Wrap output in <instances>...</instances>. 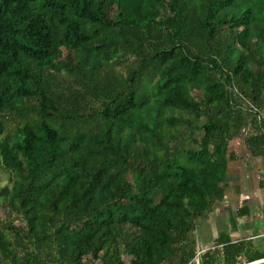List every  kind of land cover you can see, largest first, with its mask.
<instances>
[{
	"label": "trees",
	"instance_id": "16d2710c",
	"mask_svg": "<svg viewBox=\"0 0 264 264\" xmlns=\"http://www.w3.org/2000/svg\"><path fill=\"white\" fill-rule=\"evenodd\" d=\"M234 142L264 158V0H0V264L264 258L197 254Z\"/></svg>",
	"mask_w": 264,
	"mask_h": 264
},
{
	"label": "crops",
	"instance_id": "0c3cea01",
	"mask_svg": "<svg viewBox=\"0 0 264 264\" xmlns=\"http://www.w3.org/2000/svg\"><path fill=\"white\" fill-rule=\"evenodd\" d=\"M231 150L235 152L236 159L229 165L225 196L200 222L199 242L212 243L216 237L226 233L233 240H253L264 236V232L254 233L264 227V188L259 185L264 175V158H251L247 152L244 155L242 143H232ZM242 208L248 209V213L239 215Z\"/></svg>",
	"mask_w": 264,
	"mask_h": 264
},
{
	"label": "rangeland",
	"instance_id": "374dc122",
	"mask_svg": "<svg viewBox=\"0 0 264 264\" xmlns=\"http://www.w3.org/2000/svg\"><path fill=\"white\" fill-rule=\"evenodd\" d=\"M6 184H9V181H8V175L4 172V171H1L0 170V188ZM6 211H7V208L5 207L4 205V202L0 200V219L2 220H5L6 217H7V214H6ZM10 219L11 220H14V222L16 224H19V223H22V221L20 220V218H18L17 214H12L10 215ZM264 232V227L263 228H259V229H256L254 231L255 234H259V233H263ZM200 229H196L195 231V236H196V249H201L203 248L204 246H208L210 245L211 243L209 242H206L205 240L202 242H199L200 240ZM264 236H259V237H255L253 239V242L255 244H259L261 247H264ZM126 259H128V256H125ZM177 260V259H176ZM247 263L245 258L243 257L242 258V261H240V264H245ZM176 264V262H175Z\"/></svg>",
	"mask_w": 264,
	"mask_h": 264
},
{
	"label": "water",
	"instance_id": "95a60500",
	"mask_svg": "<svg viewBox=\"0 0 264 264\" xmlns=\"http://www.w3.org/2000/svg\"><path fill=\"white\" fill-rule=\"evenodd\" d=\"M245 264H264V258H260L251 262H247Z\"/></svg>",
	"mask_w": 264,
	"mask_h": 264
},
{
	"label": "built area",
	"instance_id": "2783aa9c",
	"mask_svg": "<svg viewBox=\"0 0 264 264\" xmlns=\"http://www.w3.org/2000/svg\"><path fill=\"white\" fill-rule=\"evenodd\" d=\"M209 248H211V249L214 248V245L211 244V245H208L207 247H203V248L199 249L197 254H199V253L205 251V249H209Z\"/></svg>",
	"mask_w": 264,
	"mask_h": 264
}]
</instances>
